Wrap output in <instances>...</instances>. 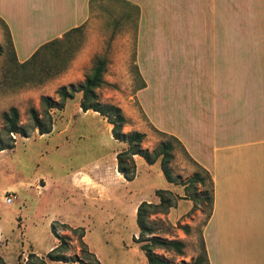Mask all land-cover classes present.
<instances>
[{
	"label": "rangeland",
	"instance_id": "rangeland-1",
	"mask_svg": "<svg viewBox=\"0 0 264 264\" xmlns=\"http://www.w3.org/2000/svg\"><path fill=\"white\" fill-rule=\"evenodd\" d=\"M234 2L235 33H241L242 0ZM90 8L88 20L69 36L74 56L80 48L86 53L85 66L79 74L81 79L75 83L60 81L69 66L42 83L21 82L20 72L10 70L14 57L7 29L0 20V44L4 47L0 54V127L1 113L15 106L20 125L28 131L26 137L14 134L13 148L0 150V255L11 264H25L31 252L45 257L58 243L51 229L53 223L59 235L69 236L68 261L46 260L47 264L92 262L69 228L79 226L84 227L83 240L99 264H148L139 244L133 240L139 229L132 211L144 200L158 203L156 190L168 188L159 161L148 164L143 159L138 160L133 182L119 177L113 166L116 162L113 152L126 147V143L113 144L109 123L98 112L82 110L86 112L83 114L81 110L76 111L78 90L61 108L49 109L51 133L40 134L37 129H32L30 109H36L41 117L47 105L44 97L59 101V88L80 85L90 71L94 57L102 55L107 61L103 76L106 84L96 89L99 101L122 109L128 119L124 131L146 133L142 142L144 148L152 150L159 141L167 139L147 123L134 99V93L142 83L134 62L135 11L120 0H91ZM26 26L20 27L15 41L20 57L35 42L22 40L26 37ZM67 100H71L68 105ZM131 109L134 117L127 114ZM43 121L47 123L45 117ZM172 142L170 168L175 189H168L172 197L164 196L173 204L167 212L155 213L150 219L155 222V235L185 243L182 255L156 249L171 264H180L191 262L202 252V228L209 212L211 185L201 167L177 142ZM195 173L201 182L192 178ZM68 180L77 193L69 192ZM77 189L85 193L83 201ZM9 193L15 194L17 199L5 203ZM153 194L158 198L149 200ZM136 195L138 198L134 199ZM184 225L189 226L188 233L182 229ZM30 260L34 262V259Z\"/></svg>",
	"mask_w": 264,
	"mask_h": 264
},
{
	"label": "crops",
	"instance_id": "crops-1",
	"mask_svg": "<svg viewBox=\"0 0 264 264\" xmlns=\"http://www.w3.org/2000/svg\"><path fill=\"white\" fill-rule=\"evenodd\" d=\"M120 1L136 13L137 107L210 175L212 202L202 228L209 264H264V0H242L241 33L234 0ZM90 7L91 0H0V20L22 62L86 22ZM21 26L22 40L35 41L23 57L15 42ZM85 60L80 48L60 81L81 79ZM81 96L75 95L76 111ZM142 159L134 155L135 163ZM72 186L68 180L69 192L77 193Z\"/></svg>",
	"mask_w": 264,
	"mask_h": 264
},
{
	"label": "trees",
	"instance_id": "trees-1",
	"mask_svg": "<svg viewBox=\"0 0 264 264\" xmlns=\"http://www.w3.org/2000/svg\"><path fill=\"white\" fill-rule=\"evenodd\" d=\"M4 24V23H3ZM9 47L14 57L13 65L10 67L11 71L20 72L21 82L24 83H42L46 79L62 73L68 66L72 58L74 57V50L69 44L70 35L79 30V27H74L63 34L62 37L51 39L42 45H40L32 55L26 60L18 61L13 43L10 37L7 26ZM4 51V47L0 44V54ZM107 61L102 55H96L93 60V65L90 71L85 75L83 82L74 86H61L59 88V101L51 100L49 97H44L47 102L46 110L42 112V116L39 117V113L36 109H30L32 117V129H37L40 134L48 133L52 127V117L49 113L50 108H61L65 100L72 96L75 90L81 91L80 107L83 111L92 110L98 112L103 116L109 124H111V134L113 138L121 142L126 143V147L117 151L116 163L117 171L127 181L134 179L136 175V163L134 155L141 156L148 164H152L159 161L160 168L168 182H174L175 179L172 175L170 168V161L173 158V142L175 141L180 145L178 139L167 133L157 131L163 139L152 149L148 150L142 146V142L146 137V133L132 130L124 131V125L128 123L127 117L122 112V109L117 105L111 103H102L98 99L96 89L106 84L104 80V73L106 70ZM67 88L70 91H67ZM47 119V123L43 121V118ZM2 126L0 127V150L11 149L14 146V134L17 133L21 136H27V127L20 125L19 123V111L15 106H11L8 110L1 113ZM201 169L207 174L210 185L212 181L208 171L201 167ZM192 178L195 181H202L199 179L198 173H195ZM156 194L159 197L158 203H152L148 201H141L136 209V224L139 229L137 237H133L134 242L139 244V249L144 253V256L148 264H171L169 261L164 259L161 255L156 252V249L172 250L176 254L182 255L184 253L185 243L179 239H165L155 235V222L150 219L151 215L155 213H165L172 206L171 199L164 196L167 194L172 197L173 194L168 189H157ZM210 203L209 212L210 214L212 196L211 191L208 197ZM63 225H66L62 223ZM68 226V225H66ZM70 230L78 237L81 250L85 252L87 257L92 258L91 263L83 264H99V260L96 255L90 251L87 244L83 240L85 235L84 227H69ZM52 232L58 239V243L46 253V256H40L34 252L29 253L27 262L25 264H47L46 260L51 261H63L67 262L68 258L66 251L69 248L68 240L69 236L59 235L55 229L54 223L52 224ZM184 232L188 233L189 226L184 225L182 227ZM201 254L197 255L194 260L187 263L182 261L180 264H209L204 240L201 237ZM30 259H34L32 262ZM76 262L77 260H73ZM0 264H11L6 262L0 255ZM17 264H23L18 262Z\"/></svg>",
	"mask_w": 264,
	"mask_h": 264
},
{
	"label": "built area",
	"instance_id": "built-area-1",
	"mask_svg": "<svg viewBox=\"0 0 264 264\" xmlns=\"http://www.w3.org/2000/svg\"><path fill=\"white\" fill-rule=\"evenodd\" d=\"M17 199L15 194L9 193L5 198V203H12Z\"/></svg>",
	"mask_w": 264,
	"mask_h": 264
}]
</instances>
